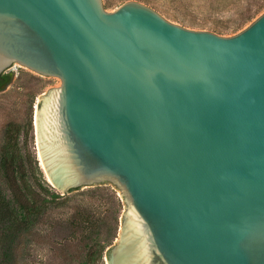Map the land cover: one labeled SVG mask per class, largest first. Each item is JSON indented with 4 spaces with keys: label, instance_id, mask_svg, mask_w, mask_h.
<instances>
[{
    "label": "water",
    "instance_id": "95a60500",
    "mask_svg": "<svg viewBox=\"0 0 264 264\" xmlns=\"http://www.w3.org/2000/svg\"><path fill=\"white\" fill-rule=\"evenodd\" d=\"M40 97L42 167L64 193L111 181L108 264H264V12L237 33L127 1L0 0V74Z\"/></svg>",
    "mask_w": 264,
    "mask_h": 264
},
{
    "label": "rangeland",
    "instance_id": "374dc122",
    "mask_svg": "<svg viewBox=\"0 0 264 264\" xmlns=\"http://www.w3.org/2000/svg\"><path fill=\"white\" fill-rule=\"evenodd\" d=\"M127 1H138L148 5L176 24L209 30L224 36L241 31L264 12L263 10L243 28L235 31L227 27L233 25L237 7L259 0H103V6L107 11H114ZM227 5L233 8L221 11V7ZM5 73L10 80L0 89V150L6 126L14 122L19 129V144L23 152L29 153L32 158L36 153L39 158L35 126L39 98L51 88L60 86L62 80L60 77L40 74L20 63L12 64ZM43 172L53 191L63 194V197H69L56 201V206L37 224L33 231V242L30 246L25 245L19 256L22 264H78L84 259L85 233L78 229L73 231L69 225V220L82 204L87 205L96 217L104 219L108 225L111 217L118 212V237L125 211L124 198L111 181L101 183L107 186L108 190L97 191L95 194L82 192L93 189L90 187L98 184L64 193L53 186L44 169ZM112 191L117 192L116 196H111ZM103 235V239H107V232ZM117 237L112 245L115 244ZM107 255V252H103L93 264H108Z\"/></svg>",
    "mask_w": 264,
    "mask_h": 264
},
{
    "label": "trees",
    "instance_id": "16d2710c",
    "mask_svg": "<svg viewBox=\"0 0 264 264\" xmlns=\"http://www.w3.org/2000/svg\"><path fill=\"white\" fill-rule=\"evenodd\" d=\"M231 8L233 6H222L221 11ZM263 10L264 0L237 7L234 23L227 29L237 31L243 28ZM9 80L7 73L0 74V89ZM19 140L18 127L14 122L8 123L0 150V264H22L19 256L25 245L30 246L33 242V231L37 224L56 206V201L69 197L52 190L44 178L40 159L36 153L34 158L24 153ZM90 188L93 189L82 193L95 194L109 189L104 184ZM116 194V191H112L111 196ZM69 225L73 231L78 229L85 233V257L78 264H93L103 252L109 253L117 237L119 213L111 217L108 225L82 204L69 220ZM104 232H107L105 240Z\"/></svg>",
    "mask_w": 264,
    "mask_h": 264
},
{
    "label": "bare ground",
    "instance_id": "6f19581e",
    "mask_svg": "<svg viewBox=\"0 0 264 264\" xmlns=\"http://www.w3.org/2000/svg\"><path fill=\"white\" fill-rule=\"evenodd\" d=\"M39 99H40V98H39ZM37 112H38V110H37ZM37 112H36V118H37ZM38 154H39L40 163H41L42 167H44V164H43V162H42V160H41L40 153L38 152ZM47 177H48V180L51 181V178H50L48 175H47ZM51 182H52V181H51Z\"/></svg>",
    "mask_w": 264,
    "mask_h": 264
}]
</instances>
